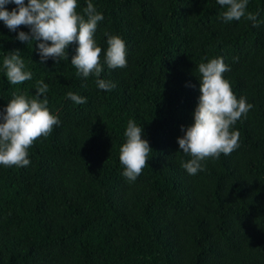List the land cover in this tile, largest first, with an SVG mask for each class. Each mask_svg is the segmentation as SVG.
I'll return each mask as SVG.
<instances>
[{"label":"trees","instance_id":"trees-1","mask_svg":"<svg viewBox=\"0 0 264 264\" xmlns=\"http://www.w3.org/2000/svg\"><path fill=\"white\" fill-rule=\"evenodd\" d=\"M88 2L78 0V14ZM91 3L104 17L94 35L100 77L77 74L78 42L59 64H40L42 41L21 42L30 28L13 32L0 20V112L14 93L34 98L43 80L61 121L28 150V166L0 165V264H264V0L246 9L259 27L246 17L225 22L218 0ZM109 35L125 42V68L105 63ZM16 50L32 79L12 85L3 59ZM221 57L237 99L253 107L230 129L239 147L190 175L178 138L202 95L198 65ZM97 79L115 87L102 90ZM129 120L152 149L134 182L119 160Z\"/></svg>","mask_w":264,"mask_h":264},{"label":"clouds","instance_id":"clouds-1","mask_svg":"<svg viewBox=\"0 0 264 264\" xmlns=\"http://www.w3.org/2000/svg\"><path fill=\"white\" fill-rule=\"evenodd\" d=\"M249 0H218V4L226 6L221 16L225 22L239 21L242 17L259 27L258 14L247 13ZM15 4L17 8L11 12L6 5ZM78 0H0V20L15 32L21 25L28 26L30 33L20 31L17 39L21 42H39L37 47L40 64L52 58L59 64L68 58L66 49L73 42H78L76 55L71 64L77 74L83 77L103 72L101 65V47L97 46L94 35L98 22L104 19L96 7L87 3L84 14H78ZM86 17V18H85ZM107 35V34H106ZM105 63L109 69L127 66L126 45L118 35H109L107 39ZM3 68L7 80L12 85L23 84L32 79V72L25 71L26 65L20 51L11 52L3 59ZM230 71L224 59L213 58L207 63L198 65L200 73V92L198 106L194 112V124L181 131L185 134L178 138L179 148L192 158L182 164L190 175L203 170L202 161L219 158L221 154L230 155L239 147V132L231 131L242 116L253 107L245 98L237 99L224 73ZM97 86L102 90H111L115 84L97 79ZM49 87L43 80L37 82L34 98L25 94H13L6 109L0 112V165L5 167H26L30 164L28 150L34 142L47 137L61 121L47 107L45 95ZM68 98L75 104L86 103V98L69 92ZM41 97L43 99L41 100ZM143 130L135 121L129 120L124 133L126 142L120 148L119 160L124 167L122 175L134 182L148 165V156L152 151L149 142L142 139Z\"/></svg>","mask_w":264,"mask_h":264}]
</instances>
